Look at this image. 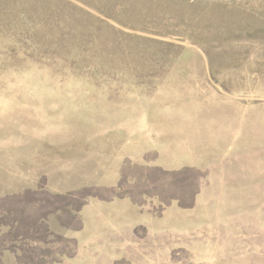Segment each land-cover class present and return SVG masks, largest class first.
Instances as JSON below:
<instances>
[{"label":"rangeland","instance_id":"1","mask_svg":"<svg viewBox=\"0 0 264 264\" xmlns=\"http://www.w3.org/2000/svg\"><path fill=\"white\" fill-rule=\"evenodd\" d=\"M155 141L196 167L162 187L129 167L122 193L200 207L227 264H264V0H0L3 242L49 179L79 207L116 148Z\"/></svg>","mask_w":264,"mask_h":264},{"label":"crops","instance_id":"2","mask_svg":"<svg viewBox=\"0 0 264 264\" xmlns=\"http://www.w3.org/2000/svg\"><path fill=\"white\" fill-rule=\"evenodd\" d=\"M148 149L132 151L130 142L114 150V161L105 172L96 171L88 185L95 189L79 207L72 205L78 188L63 179H49L32 193L51 200L39 204L42 217L35 222L10 227L11 238H0V262L10 264H227L228 243L223 225L204 219L202 209L182 206L177 196L163 197L161 191L122 193L130 167L150 171L155 186L175 180L181 164L163 158L160 141ZM93 175V174H92ZM130 178V176H129ZM139 180V179H138ZM150 180V181H151ZM25 192L12 197L23 198ZM30 215V213L28 214ZM0 225V237L3 235ZM6 228V227H5ZM7 246L10 249L3 247ZM240 254V253H238ZM2 264V263H1Z\"/></svg>","mask_w":264,"mask_h":264}]
</instances>
